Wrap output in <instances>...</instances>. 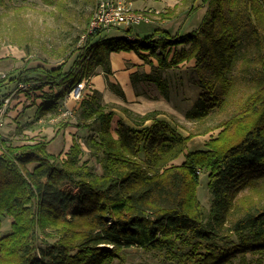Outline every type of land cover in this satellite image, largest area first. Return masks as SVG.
<instances>
[{"label":"trees","instance_id":"trees-1","mask_svg":"<svg viewBox=\"0 0 264 264\" xmlns=\"http://www.w3.org/2000/svg\"><path fill=\"white\" fill-rule=\"evenodd\" d=\"M196 1L188 14L200 6ZM201 1L209 10L197 30L155 29L138 39L131 27L124 37H109L103 29L88 32L89 18L70 68L65 56L56 68L27 61L0 77V106L8 96L1 93L6 83L41 92L25 126L35 130L50 125L60 112L58 101L91 74L94 62L108 64L109 57H101L104 46L133 50L148 63L147 56L154 55L158 66L207 60L215 72L200 78L206 91L195 108L203 117L230 103L231 73L244 40L255 45L260 59L253 90L233 114L202 131L219 129L201 148L188 150L190 134L158 118V111L134 118L124 109L133 125L119 118L112 129L115 112L95 95L81 99L75 123H56L57 130L70 125L94 130L84 140L86 149L75 137L65 153L54 154L45 137L15 144L0 135V228L10 220L8 230L0 229V264H121L131 248L161 252L172 264H264V200L240 197L245 188L264 189V0ZM184 44H190L188 50L171 49ZM200 173L208 180V209L197 196ZM64 182L78 193L63 191Z\"/></svg>","mask_w":264,"mask_h":264},{"label":"rangeland","instance_id":"rangeland-1","mask_svg":"<svg viewBox=\"0 0 264 264\" xmlns=\"http://www.w3.org/2000/svg\"><path fill=\"white\" fill-rule=\"evenodd\" d=\"M96 1L61 0L58 4L46 5L41 0H3L0 3V77L15 68L21 67L27 61V66L41 64L46 69L56 68L65 56V68H70L78 57L79 47L83 44V36L81 35L85 31ZM120 1L130 6L133 10H152L154 13L151 22L140 21L132 26V34L138 39L147 37L155 29L166 30L171 34H185L189 31L202 28V19L205 15L207 16L209 10L208 4H203L201 0L196 1L195 5L200 6L189 14L187 10L190 7L191 0ZM228 10V7H224L223 9V12L226 14V21H230L231 17ZM208 18L211 17L208 16ZM212 24L214 25L213 30H217L219 27L218 16L213 19ZM105 33L109 37H124L127 35L124 28L112 29L108 32L105 31ZM189 47L190 44H184L171 49L180 51L188 50ZM102 49L104 52L101 54V57L105 54L106 58L110 54L126 53L122 57L129 58L127 59L128 65L138 66L139 70L134 72L135 76H131L132 84L130 90H128L127 88H122L118 82H114L112 78L108 77L112 72L110 61H108V64L101 63L100 65L94 62L95 65H93L91 74L87 75V77L89 76L88 81L90 86L84 88V92H82L83 97L88 98L95 95L98 101L108 103L109 107L113 108L115 115L112 120V129L116 127V121L119 118L133 125L131 118L126 115L124 109L132 111L131 117L134 118L137 117V114L142 115L150 109H158L159 114H163L162 117L178 128L183 135L190 134L191 138L188 150L203 147L205 141L210 136H215L219 129L215 128L206 134H201L202 131L207 127L217 125L220 120L233 114L239 108L243 98L255 86L256 71L259 69L260 60L256 53L255 45L244 40L239 50L240 57L231 73L234 85L230 93V103L224 110L215 111L214 114L203 117L200 116L201 113H198L195 108L200 101V94L206 91L200 78L210 72H215V68L209 67L207 60L198 61L197 59H191L176 66H158V61L154 55L147 56L148 60L151 61L148 63L133 50L115 52L108 50L107 46H104ZM205 50L206 46L203 48L202 55L205 53ZM135 57L142 61L143 64H132L133 62L130 59H134ZM97 74L104 77L106 88L110 91V95L107 96L106 101H104L102 93L93 87L95 82L90 80L91 76ZM229 75V73H225L226 77ZM152 80L155 82L151 83L150 81ZM45 90L47 91L48 87H45ZM1 93L8 95L5 98L8 97L9 100L5 106L1 107L4 98L0 106L1 109L3 108V125L0 127V132H3L5 129L6 131H10L15 128L14 131H11L14 135L12 141L15 144L28 143L31 139L39 137V135L33 136L28 133H18L17 131H20V128H16V124H18V118L22 119L27 112L34 111V108L37 109L41 101V92L39 90L29 91L26 89V86H17L16 83H6ZM81 99L59 100L58 106L60 112L57 115L58 118L56 116V118L50 120L49 128L44 126L38 129L48 128L47 134L51 137L53 133L52 128L55 129L57 127L56 123L58 119H67L75 123ZM31 108L33 109L30 110ZM65 110L69 111L70 114L68 116L61 114ZM149 122L147 121L146 124ZM97 124L93 123V127H97ZM67 129L65 131L63 129V133ZM95 135L96 132L94 130L77 127L74 129L71 127L66 132L61 144L54 146L55 140L49 144L48 150L65 153L69 149L74 137L85 148L83 144L84 140ZM33 166V164H29L31 169ZM207 181L206 174L200 173V185L197 188V196L206 209L209 208L211 200ZM61 188L63 191L73 194H77L79 191L78 187L69 182H64ZM246 195L253 197V199L264 200V189L260 193H257L249 188H245L241 191L240 197L243 196L242 198L244 199ZM9 221L8 218L2 221L0 228L2 233L8 230ZM38 244L43 246L42 242H38ZM113 264L119 263L117 260H114ZM121 264L172 263L161 252L131 248L127 254V258Z\"/></svg>","mask_w":264,"mask_h":264},{"label":"built area","instance_id":"built-area-1","mask_svg":"<svg viewBox=\"0 0 264 264\" xmlns=\"http://www.w3.org/2000/svg\"><path fill=\"white\" fill-rule=\"evenodd\" d=\"M154 13L152 10L136 11L133 10L130 6L125 5L120 0H97L95 8L92 12V15L88 24V32L93 31V29H103L108 31L111 29L117 28H131L135 23L140 21L151 22L153 19ZM84 38L85 34L82 35ZM131 38V36H128ZM89 76L83 77L82 80L77 83L65 96L64 99H75L80 100L83 98L82 92L84 88L90 86ZM80 88L78 89L79 85ZM9 98H5L3 101V106L8 102ZM0 107V127L3 125V108ZM63 116H68L69 111L65 110L61 112Z\"/></svg>","mask_w":264,"mask_h":264},{"label":"crops","instance_id":"crops-1","mask_svg":"<svg viewBox=\"0 0 264 264\" xmlns=\"http://www.w3.org/2000/svg\"><path fill=\"white\" fill-rule=\"evenodd\" d=\"M108 31H110V30H108ZM125 54L126 53L121 52V53H119L117 55H113V54L112 55L111 54L109 55L110 67H111V71L112 72H111V74L108 75V77L109 78H112L114 80V82H118V84L122 88H124V89L127 88L128 90H130V86L132 84V78H131V76L132 75L135 76L134 72L136 70H139V67L138 66L134 67L132 65H128L127 59H129V58L122 57ZM114 58H116V59H114ZM130 60L133 62L132 64H134V65H136V64H143V62L140 61L139 59H137L136 57L134 59H130ZM32 66H35V65H32ZM140 79H142V78H140ZM90 80L95 82V85L93 87H95V89L97 91H100L102 93L103 99H104V101H106L107 96L110 95V91L108 90V88H106V85H105V82H104V77H102L100 74H97V75L91 76V79ZM150 82L153 83V81H150ZM32 109L33 108H31L30 110H32ZM33 110L34 111H30L29 113L27 112L22 117V119L18 118L17 119V123L18 124H16V128H17V126H18V129L20 128V131L19 130L17 131L18 133H20V132H22V134H27L28 133V134H31L33 136L34 135H36V136L39 135V137H35V138L31 139L30 141H28V143H32L33 141L36 140V138L39 139L41 136L42 137H45L47 140H50L49 143L47 144V150H48L49 144H51L55 140H56V143L53 144L54 146L55 145L58 146V144H61V141L63 140V138H65V134H66V132L69 131V128L70 129H71V127L74 128V129L76 128V126L70 125V126L67 127L68 129L66 130L65 133H63V129L57 130L58 127H56L55 129L52 128L53 133H52L51 137L47 134V130H48L49 126H47L48 127L47 129L42 128V129L31 130L30 128H27L25 126L32 121V118H33V115H34V113L36 111V108H34ZM157 110L158 109H150L149 111H145V112L147 113V112H150V111H157ZM26 111H28V110H26ZM162 116H163V114L162 115H160L159 113L157 114V117L158 118H162L164 120H167L166 118H164ZM57 118H58V116H57ZM14 129H11L10 131H6V129H5L3 132H0V135L5 136V137L13 140L14 135L11 133V131H14ZM65 129H64V131H65ZM31 131H34V132H31ZM56 131H57V133H56ZM188 144H189V142H188ZM49 152H51V151H49ZM51 153L56 154L58 152H51Z\"/></svg>","mask_w":264,"mask_h":264},{"label":"bare ground","instance_id":"bare-ground-1","mask_svg":"<svg viewBox=\"0 0 264 264\" xmlns=\"http://www.w3.org/2000/svg\"><path fill=\"white\" fill-rule=\"evenodd\" d=\"M81 84L79 85L78 89L80 88Z\"/></svg>","mask_w":264,"mask_h":264}]
</instances>
